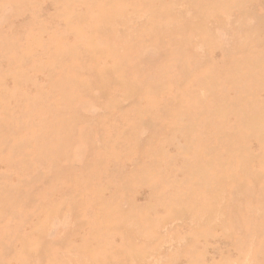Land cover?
I'll list each match as a JSON object with an SVG mask.
<instances>
[{"label":"rangeland","instance_id":"1","mask_svg":"<svg viewBox=\"0 0 264 264\" xmlns=\"http://www.w3.org/2000/svg\"><path fill=\"white\" fill-rule=\"evenodd\" d=\"M0 264H264V0H0Z\"/></svg>","mask_w":264,"mask_h":264}]
</instances>
